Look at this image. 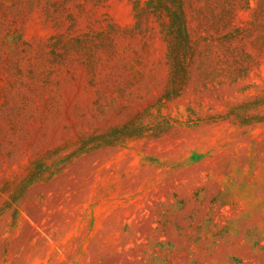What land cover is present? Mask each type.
Returning a JSON list of instances; mask_svg holds the SVG:
<instances>
[{
	"label": "rangeland",
	"instance_id": "obj_1",
	"mask_svg": "<svg viewBox=\"0 0 264 264\" xmlns=\"http://www.w3.org/2000/svg\"><path fill=\"white\" fill-rule=\"evenodd\" d=\"M0 264H264V0H0Z\"/></svg>",
	"mask_w": 264,
	"mask_h": 264
},
{
	"label": "trees",
	"instance_id": "obj_2",
	"mask_svg": "<svg viewBox=\"0 0 264 264\" xmlns=\"http://www.w3.org/2000/svg\"><path fill=\"white\" fill-rule=\"evenodd\" d=\"M167 17L170 22V28H178L179 34L182 38H186L184 25H183V14L180 8H178L176 11L167 10L166 12Z\"/></svg>",
	"mask_w": 264,
	"mask_h": 264
}]
</instances>
